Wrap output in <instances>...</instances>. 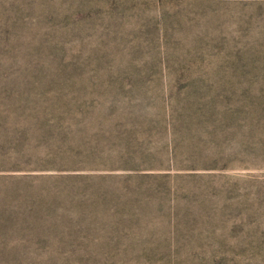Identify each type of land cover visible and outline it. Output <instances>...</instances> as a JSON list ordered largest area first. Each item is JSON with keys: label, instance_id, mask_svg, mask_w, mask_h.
I'll return each instance as SVG.
<instances>
[{"label": "rangeland", "instance_id": "rangeland-1", "mask_svg": "<svg viewBox=\"0 0 264 264\" xmlns=\"http://www.w3.org/2000/svg\"><path fill=\"white\" fill-rule=\"evenodd\" d=\"M0 264H264V0H0Z\"/></svg>", "mask_w": 264, "mask_h": 264}]
</instances>
